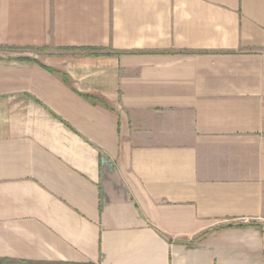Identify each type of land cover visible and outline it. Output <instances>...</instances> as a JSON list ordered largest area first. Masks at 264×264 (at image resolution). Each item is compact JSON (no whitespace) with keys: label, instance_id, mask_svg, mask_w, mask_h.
Returning <instances> with one entry per match:
<instances>
[{"label":"crops","instance_id":"0c3cea01","mask_svg":"<svg viewBox=\"0 0 264 264\" xmlns=\"http://www.w3.org/2000/svg\"><path fill=\"white\" fill-rule=\"evenodd\" d=\"M264 264V0H0V259Z\"/></svg>","mask_w":264,"mask_h":264},{"label":"trees","instance_id":"16d2710c","mask_svg":"<svg viewBox=\"0 0 264 264\" xmlns=\"http://www.w3.org/2000/svg\"><path fill=\"white\" fill-rule=\"evenodd\" d=\"M0 264H39V263L27 261V260H12L7 258H1ZM60 264H92V263H60Z\"/></svg>","mask_w":264,"mask_h":264}]
</instances>
